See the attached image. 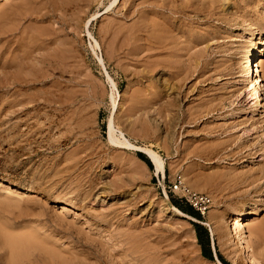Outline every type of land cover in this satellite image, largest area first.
<instances>
[{
    "label": "rangeland",
    "instance_id": "rangeland-1",
    "mask_svg": "<svg viewBox=\"0 0 264 264\" xmlns=\"http://www.w3.org/2000/svg\"><path fill=\"white\" fill-rule=\"evenodd\" d=\"M0 15L16 31L0 35V182L14 187L0 186V264H248L234 263L227 223L257 212L252 227L264 225V78L254 111L245 58L262 49L264 0H0ZM173 31L186 46L177 59L198 64L188 82L173 77ZM38 46L46 84L7 87ZM141 149L159 154L164 174ZM180 180L209 198L204 213L173 191ZM252 227L247 245L264 264Z\"/></svg>",
    "mask_w": 264,
    "mask_h": 264
},
{
    "label": "bare ground",
    "instance_id": "bare-ground-1",
    "mask_svg": "<svg viewBox=\"0 0 264 264\" xmlns=\"http://www.w3.org/2000/svg\"><path fill=\"white\" fill-rule=\"evenodd\" d=\"M188 3H190L189 1H188ZM192 5V4H191ZM190 5V6H191ZM182 6V5H181ZM189 6V7H190ZM174 7H175V5H174ZM188 7V6H187ZM186 7V8H187ZM176 8H178V7H176ZM180 8V10H181V7H179ZM178 8V9H179ZM183 8V7H182ZM185 8V7H184ZM186 8H185V11H186ZM175 10V9H174ZM189 10V9H188ZM175 12H176V10H175ZM188 12V11H187ZM4 15L6 14V15H8L7 13H5L4 11L2 12ZM13 14V13H12ZM15 14H17V13H15ZM177 13H175V15H176ZM186 14V13H185ZM190 14V13H189ZM10 16H12L11 14H9ZM8 15V16H9ZM17 15H19V14H17ZM192 15V14H191ZM9 16V17H10ZM187 16V15H186ZM4 17V16H3ZM14 17H18V16H14ZM14 17H12V18H14ZM182 17V16H181ZM0 18H1V15H0ZM11 18V20L10 21H6V22H11L13 19ZM19 18V17H18ZM37 18V17H36ZM184 18V17H183ZM9 18H7L6 20H8ZM193 20V19H192ZM0 21H2V18H1V20ZM5 21V20H4ZM179 21V20H178ZM3 22V21H2ZM2 22H0V23H2ZM16 22V21H15ZM15 22L13 23V25H15ZM5 23V22H4ZM3 26L5 25V24H2ZM2 25H0V27L2 26ZM10 25V23L8 24V26ZM12 25V26H13ZM186 25V24H185ZM2 26V28H0V35L2 34V35H12L13 37H14V34L16 33V31H14L13 29H11L12 27H8L7 25L6 26H4L3 27ZM184 26V25H183ZM174 27V26H173ZM14 28V27H13ZM186 28V27H185ZM15 29V28H14ZM18 29H19V27H18ZM184 29V28H183ZM186 29H188V28H186ZM16 30V29H15ZM19 31H20V29H19ZM30 31V30H29ZM19 33V32H18ZM20 33H22V32H20ZM188 34V33H187ZM177 35L178 34H175V32L173 31V77H177V80H179L178 79V76L179 75H181L182 73H187L186 74V76L184 77V79L187 77V75L189 74V71L192 69H190V67L192 66V64L191 65H189L186 61V64H188L189 66L187 67V68H185V65H183L182 63L184 62V58H183V56H181L182 58H183V61L180 59V60H178L179 58V52H180V50L182 49V48H186V46L184 45V42L183 43H181L180 44V41H178V39H175L176 37H177ZM182 35V34H181ZM18 36V35H17ZM16 36V37H17ZM176 36V37H175ZM186 36V35H185ZM15 37V38H16ZM23 37V36H22ZM179 37H180V35H179ZM179 37H177V38H179ZM182 37H183V35H182ZM15 38H14V40H15ZM250 38H252V39H254V33L252 32L251 33V36H250ZM17 39V38H16ZM39 39V38H38ZM37 38L35 39V40H38ZM183 39V38H182ZM181 39V40H182ZM180 40V39H179ZM189 40H190V38H189ZM7 41V40H6ZM12 41V40H11ZM22 41V40H21ZM32 41V40H31ZM178 41V42H177ZM14 42V41H13ZM29 42V41H28ZM35 42V41H34ZM12 43V42H11ZM188 43V42H187ZM187 43H186V45H187ZM7 44V43H6ZM197 44V43H196ZM5 45V44H4ZM3 45V46H4ZM180 45H184V47H180ZM195 45V44H194ZM3 46H2V48H3ZM57 46V45H56ZM190 46V49H191V52H192V46L193 45H189ZM198 46V45H197ZM11 47V46H10ZM36 47V46H35ZM188 47V46H187ZM196 47V45L194 46V48ZM4 48H5V46H4ZM193 48V49H194ZM207 47H205V49H206ZM260 48V47H259ZM10 49V48H9ZM28 49V48H27ZM189 49V50H190ZM36 50H37V52H36ZM35 51H33V52H25V56H23L24 58L21 60L22 62H20V64H18V70H17V72H23L24 71V73H22L23 74V76L21 77L19 74L20 73H18V75H19V77L17 76V77H14V78H12V79H7V81L6 82H3L7 87H15V86H20V87H24V88H28V87H31V86H33V85H37V84H42V85H44V84H46V80H47V78L49 77L48 75H47V72L48 71H46V69H45V67H47V60H48V57L45 55V53H44V51H45V48L43 47V46H38V48L36 49ZM47 50V49H46ZM187 50V49H186ZM186 50L184 51V52H186ZM260 50V49H259ZM11 51V50H10ZM27 51V50H26ZM246 51V50H245ZM264 51V42L262 43V49H261V51H258L257 49H253V50H250L249 51V49H248V52L245 54V58H246V63L247 64H249L248 66H250V68H249V70L247 71L248 72V74H247V76L249 77V79H250V82L248 83V84H250V90H251V94H252V96L254 97V99L256 100V102L254 103V111H256L257 110V107H258V105H259V99L261 98V96H262V92H263V74H262V72H263V70L261 69V67L263 68V59H261L260 58V55H261V53ZM40 52H42V53H40ZM190 52V53H191ZM197 53V52H196ZM198 53H202L201 51L200 52H198ZM198 53L197 54H195V55H198ZM10 54V53H9ZM12 54V53H11ZM185 54V53H184ZM20 55V54H19ZM38 55H40V57L38 56ZM185 55H187V54H185ZM184 55V56H185ZM191 55H192V53H191ZM205 55V54H204ZM1 56V55H0ZM8 56V55H7ZM22 56V55H21ZM192 56H194V55H192ZM199 56H201V54L199 55ZM3 57H4V55H3ZM186 57V56H185ZM189 57H190V55H189ZM188 57V58H189ZM196 57V56H195ZM202 57H205V56H202ZM5 58V57H4ZM14 58H15V56H14ZM55 58V57H54ZM60 58V57H59ZM178 58V59H177ZM188 58H186L187 60H188ZM191 58V57H190ZM197 58V57H196ZM195 58V59H196ZM199 58V57H198ZM197 58V59H198ZM13 59V58H12ZM16 59V58H15ZM57 59V58H56ZM196 59V60H197ZM244 59V58H243ZM8 60V59H7ZM192 60V59H191ZM191 60H189V63L191 62ZM195 60V61H196ZM2 61H4V60H2ZM5 61H6V59H5ZM4 61V62H5ZM9 61V60H8ZM55 61V60H54ZM181 61H182V63H181ZM193 61V60H192ZM204 61V60H203ZM1 62V61H0ZM13 62V61H12ZM208 62V61H207ZM15 63V62H14ZM192 63H194V61L192 62ZM196 63V62H195ZM203 63V62H202ZM206 63V62H205ZM5 64V63H4ZM6 64H7V61H6ZM17 64V63H16ZM49 64V63H48ZM210 64V63H209ZM212 64V63H211ZM219 64V63H218ZM0 65H1V63H0ZM195 65V64H194ZM193 65V66H194ZM196 65H198V64H196ZM195 65V66H196ZM215 65H217V63L215 64ZM214 65V66H215ZM4 66V65H3ZM192 66V67H193ZM205 66H207V65H205ZM218 66H220V65H218ZM216 67V66H215ZM197 68V67H196ZM196 68H193L192 69V71H190V72H193V70H195ZM198 68H201V67H199L198 66ZM204 68H206V67H204ZM219 67H217L216 69H218ZM185 69H186V71H185ZM208 69V68H207ZM216 69H214V70H216ZM21 70V71H20ZM23 70V71H22ZM48 70V69H47ZM198 70V69H197ZM203 70V69H202ZM213 70V71H214ZM3 71V70H2ZM204 71V70H203ZM195 72V71H194ZM216 72V71H215ZM198 73V72H197ZM212 73V72H211ZM218 73V72H217ZM196 74V73H195ZM208 74H210V73H208ZM184 75V74H183ZM191 75V74H190ZM214 75V74H213ZM198 76H200L199 74H198ZM212 76V75H211ZM211 76H210V79H211ZM246 76V77H247ZM188 77H189V75H188ZM187 77V78H188ZM202 77V76H201ZM209 77V76H208ZM179 78H180V76H179ZM191 78V77H190ZM174 79V78H173ZM189 79V78H188ZM187 79V80H188ZM201 79H203V82H204V80L206 79H204V78H201ZM201 79H198V80H201ZM186 80V79H185ZM186 80V81H187ZM190 80V79H189ZM196 80V79H195ZM206 80H209L208 78L206 79ZM213 80V79H212ZM174 81L176 82V80L174 79ZM180 81V80H179ZM181 81H182V77H181ZM178 82V81H177ZM185 82V81H184ZM188 82V81H187ZM186 82V83H187ZM195 82V81H194ZM197 82V81H196ZM198 82H200V81H198ZM202 82V83H203ZM181 83V82H180ZM180 83L178 82V84L180 85ZM199 84V83H198ZM54 86H53V88H55V89H60V88H62L61 86V84L60 83H54L53 84ZM174 85H176V83L174 84ZM189 85H191V84H189ZM178 86V85H177ZM182 86V85H181ZM180 86V87H181ZM179 87V88H180ZM187 88L189 87V86H186ZM178 88V87H177ZM178 88V89H179ZM178 89H176V90H178ZM173 91H175V89H173ZM180 91V90H179ZM31 92V91H30ZM178 93H180V92H178ZM178 93H177V95H178ZM187 93V92H186ZM250 93V92H249ZM175 94V93H174ZM251 94H250V96H251ZM180 95V94H179ZM178 95V96H179ZM184 96H185V94H184ZM186 96H187V94H186ZM252 97V98H253ZM179 98V97H178ZM184 98V97H183ZM14 99V98H13ZM26 99H22V100H20L19 101V103H24V102H26L25 101ZM178 100V99H177ZM212 101V100H211ZM211 101H210V103H211ZM207 102V101H206ZM209 102V101H208ZM173 104H174V102H173ZM203 104V103H202ZM206 104V107H207V105H210V104H208V103H205ZM27 105V104H26ZM213 105V101H212V104L210 105V106H212ZM261 105V104H260ZM259 105V106H260ZM200 106V105H199ZM209 106V107H210ZM175 107H177V105L175 106ZM174 108V107H173ZM205 108V107H204ZM212 108H215V107H212ZM175 109V108H174ZM210 109V108H209ZM176 110V109H175ZM174 110V111H175ZM194 110H195V108H194ZM197 110V109H196ZM198 110H200V108L198 109ZM212 110H214V109H212ZM179 111V110H178ZM176 112V113H179V112ZM202 112H204L203 110H201ZM206 111H208L207 109H206ZM205 111V112H206ZM186 112V111H185ZM189 112V111H188ZM191 112V111H190ZM192 112H193V110H192ZM199 112V111H198ZM197 112V113H198ZM213 112V111H212ZM175 113V112H174ZM181 113V112H180ZM196 113V112H195ZM194 113V114H195ZM209 113V112H208ZM207 113V114H208ZM184 114H186V113H184ZM188 114V113H187ZM192 114V113H191ZM207 114H205V115H207ZM175 115H178V114H175ZM180 115V114H179ZM183 115V114H182ZM189 115V114H188ZM211 115V114H210ZM174 116V115H173ZM191 116V115H190ZM193 116H196V119L195 120H197V114H195V115H193ZM179 117V116H178ZM188 117V116H187ZM199 117V116H198ZM201 117H202V115H201ZM200 117V118H201ZM190 118V117H189ZM192 118V117H191ZM191 118L189 119L190 121H191ZM176 119V117L174 118L173 117V126L175 125L174 123H175V120ZM179 119V118H178ZM177 119V120H178ZM185 119H187V118H185ZM193 119V118H192ZM183 120H184V118H183ZM195 120H193V121H195ZM183 122H185V121H183ZM198 122V121H197ZM177 123V122H176ZM182 123V122H181ZM257 124V123H256ZM177 126V125H176ZM236 127V126H235ZM115 130H114V126H113V123H112V121H111V123H110V126H109V138H110V140L112 141V143H114L115 144V132H114ZM176 131V130H175ZM214 132H215V130H214ZM122 135V134H121ZM118 139V138H117ZM232 139V138H231ZM120 140V139H119ZM121 141V140H120ZM226 141V140H225ZM230 142V141H229ZM226 143H227V141H226ZM230 143H232V141L230 142ZM120 144H123V145H128V146H131L130 145V143L128 142V141H126L125 140V138H124V142L123 143H120ZM119 144V145H120ZM219 145H221V144H219ZM226 145V144H225ZM225 145H224V148H226L225 147ZM231 145V144H230ZM229 145V147H231ZM232 145H234L235 146V144H232ZM264 145V144H263ZM227 146V145H226ZM233 146V147H234ZM251 146V145H250ZM221 147H223V146H221ZM228 147V146H227ZM228 147V148H229ZM241 147V146H240ZM217 148V147H216ZM227 149V148H226ZM245 149H247V147L245 148ZM249 149V148H248ZM252 149V148H251ZM144 153H146V155L148 156V158L150 159V161L152 162V164H153V166H154V169H155V172H156V174H164V172H165V164H164V161L162 160V158L159 156V154H157L156 152H154V151H152V150H150V149H141ZM213 150H214V148H213ZM239 151V150H238ZM254 151V150H253ZM211 152H213V151H211ZM210 152V153H211ZM237 154H238V152L237 151H235ZM235 152H234V154H235ZM240 152V151H239ZM250 153H252V152H249V154ZM213 154H214V152H213ZM231 154V153H230ZM229 154V155H230ZM233 154V153H232ZM242 155V154H241ZM263 166V165H262ZM259 171V170H258ZM261 173H263V175H264V166H263V168L261 169ZM260 174V173H259ZM52 181V180H51ZM0 186L1 187H3V190L5 191V192H10V191H14L13 189H14V187L12 186V185H10V184H5V183H1L0 182ZM1 191V190H0ZM19 193V192H18ZM175 209V208H174ZM177 212H179L177 209H175ZM255 210V209H254ZM180 213V212H179ZM182 214V213H181ZM251 214V213H250ZM247 215V214H246ZM256 216H257V212L256 213H254V214H252V215H247V216H242V215H237L234 219L232 218V221H230V222H228L227 223V229L230 231V235H232V240H231V243H230V246H231V249L233 250V258L235 259V262L234 263H236V261L238 262V263H240L241 261L242 262H244L243 260H240L241 258H239V255H240V257H241V255H242V257L246 260V263H248V264H260V262L251 254V252H250V250H249V248H248V245H247V243H248V241H246V235H247V232L249 231L248 230V228H250V227H252L253 225H252V222H254V220H256L255 218H256ZM262 225L264 224V223H261ZM258 225H260V224H258ZM264 226V225H263ZM263 226H255V227H252L251 229H250V233H252V235H254L255 236V238H256V245H257V247H259V246H261L260 244H261V240H263L262 239V237L264 236V227ZM3 227V226H2ZM248 230V231H247ZM212 231V230H211ZM213 232V231H212ZM4 233V232H3ZM142 235V234H141ZM127 236V235H126ZM130 236V235H129ZM118 237H119V235H118ZM140 237V236H139ZM128 238V237H127ZM131 237H129V239H130ZM134 238H137V237H135L134 236ZM142 238V237H141ZM4 239V238H3ZM33 239V238H32ZM113 239V238H112ZM128 239V240H129ZM132 239V238H131ZM143 239V238H142ZM134 240V239H133ZM33 241V240H32ZM135 241H137L138 242V239L137 240H135ZM24 241L21 239V238H11V239H8V244L9 245H11V246H13V248L14 247H16L17 245L18 246H20L22 243H23ZM132 242V241H131ZM263 242V241H262ZM139 243V242H138ZM6 244V243H5ZM131 244V243H130ZM133 244V243H132ZM136 245V244H135ZM141 245V244H140ZM143 245V244H142ZM157 245V244H156ZM156 245H155V247H156ZM133 246H134V244H133ZM137 246V245H136ZM136 246H134V247H136ZM263 246V245H262ZM139 247V246H138ZM143 247V246H142ZM144 247H146L145 245H144ZM150 246H147V248H149ZM151 248V247H150ZM157 248V247H156ZM20 249V248H19ZM140 249V248H139ZM155 249V248H154ZM105 250V249H104ZM147 250H149V249H147ZM157 250L159 251V249L157 248ZM21 251V250H20ZM138 252H139V250H137ZM137 251H134V253H137ZM140 251H143L142 253H147L148 254V252L146 251V248H143V249H141ZM157 251V252H158ZM156 252V251H155ZM154 252V253H155ZM160 252V251H159ZM54 253V252H53ZM65 253V252H64ZM150 254H151V252H150ZM136 255V254H135ZM138 255V257H140L141 258V254L139 255V254H137ZM149 255V254H148ZM147 255V256H148ZM151 255H153V254H151ZM159 255V257H160V253L158 254ZM18 256V255H17ZM110 256V255H109ZM143 257H144V255H143ZM142 257V258H143ZM151 257V256H150ZM155 258H156V256H154ZM153 259V257L151 258V259H153L152 260V262L154 263V264H158V262H161V261H159L158 260V262H157V260L156 259ZM146 259V258H145ZM148 259V258H147ZM150 260V259H149ZM240 261V262H239ZM151 262V263H152ZM178 262V261H177ZM150 263V262H149ZM173 264H175V262L173 263Z\"/></svg>",
    "mask_w": 264,
    "mask_h": 264
},
{
    "label": "trees",
    "instance_id": "trees-1",
    "mask_svg": "<svg viewBox=\"0 0 264 264\" xmlns=\"http://www.w3.org/2000/svg\"><path fill=\"white\" fill-rule=\"evenodd\" d=\"M146 163L150 165V162L147 160H146ZM173 205L179 210H181L182 212L190 216L200 218L199 214L196 213L191 207L189 208L183 207L179 202L175 200H173ZM195 227H196L198 242L201 245L202 250H203V256L212 260L213 259L212 252L210 250L207 251V249H210V246H211V240H210V236H209L207 229L200 225H195Z\"/></svg>",
    "mask_w": 264,
    "mask_h": 264
},
{
    "label": "built area",
    "instance_id": "built-area-1",
    "mask_svg": "<svg viewBox=\"0 0 264 264\" xmlns=\"http://www.w3.org/2000/svg\"><path fill=\"white\" fill-rule=\"evenodd\" d=\"M174 192L181 193V197L185 199L187 203L192 205L197 211L204 213L209 206L210 200L206 196L198 195L197 193L189 190L185 184L180 180L175 182Z\"/></svg>",
    "mask_w": 264,
    "mask_h": 264
}]
</instances>
